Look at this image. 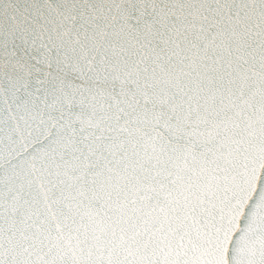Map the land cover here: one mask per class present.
Returning a JSON list of instances; mask_svg holds the SVG:
<instances>
[{"label":"snow or ice","instance_id":"6c2138e0","mask_svg":"<svg viewBox=\"0 0 264 264\" xmlns=\"http://www.w3.org/2000/svg\"><path fill=\"white\" fill-rule=\"evenodd\" d=\"M176 7L0 4V264H102L90 239L99 245L119 230L123 240V226L141 216L171 224L205 211L204 193L232 152L221 112L247 101L214 97L208 107L134 79L146 53L158 46L171 62L181 49L168 23ZM261 191L264 181L244 217L243 205L228 210L229 229L237 218L247 226L233 233L232 264L236 238L247 251L264 225ZM223 259L218 247L215 264Z\"/></svg>","mask_w":264,"mask_h":264},{"label":"water","instance_id":"95a60500","mask_svg":"<svg viewBox=\"0 0 264 264\" xmlns=\"http://www.w3.org/2000/svg\"><path fill=\"white\" fill-rule=\"evenodd\" d=\"M5 2L0 0V4ZM11 2L44 4L65 0ZM157 2L177 6L168 23L173 33L181 34L183 45L171 62L164 58L165 52L157 50L158 46L146 53L142 70L134 79L147 80L154 91L169 97L188 93L208 107L213 106L214 97L221 96L225 105L229 101L238 103V98L247 103L241 109L224 107L221 112L229 123L226 144L232 152L204 193L205 211L198 212L195 221L169 224L153 216L144 223L141 216L123 226V240L119 230L115 237L109 230L101 236L99 245L91 239L88 243L93 252L99 247L97 255L102 264H215L218 247L223 250V264H232L228 251L233 233L241 227L247 233V226H241L237 218L235 226L229 229L228 210L243 205L240 217H244L264 181V0ZM217 3L220 8L214 14L209 6ZM134 86L129 84L130 88ZM258 199L264 200V191ZM249 235L254 243L247 251L242 249L240 238H236L233 252L237 264L264 261L260 248L264 225Z\"/></svg>","mask_w":264,"mask_h":264}]
</instances>
